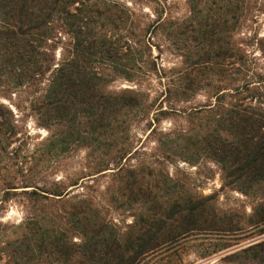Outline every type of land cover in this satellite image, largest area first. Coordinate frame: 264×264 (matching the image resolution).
<instances>
[{"label":"rangeland","instance_id":"1","mask_svg":"<svg viewBox=\"0 0 264 264\" xmlns=\"http://www.w3.org/2000/svg\"><path fill=\"white\" fill-rule=\"evenodd\" d=\"M89 1L111 7V16L123 19L116 30L115 23L106 20H100L99 28L103 24L114 44L128 47V42L144 61L140 70L100 62L96 68L104 92H134L143 99L145 111L129 114L126 139L112 146L103 137L98 142L73 138L54 144L62 140L63 128L35 107L46 86L42 83L40 91L0 86L6 117L0 119V264H70L50 254H37L24 263L14 254L40 227L48 228L52 240L57 235L55 241L82 245L83 237L72 228L68 214L70 206L83 199L92 201L121 237L137 231L145 207L114 201L117 172H154L163 181L179 182L193 197L213 196L218 212L233 222L229 233H191L141 264H243L224 257L264 239L258 236L264 225L254 226L264 189L245 195L227 179L230 171L222 164L205 156L194 159L190 153L171 154L166 141L191 130L189 114L199 111L198 118H203L223 103L255 108L264 117V100L253 98L264 96V0ZM53 36L56 46L48 54L56 58L55 70L71 58L74 41L61 27ZM188 75L197 77V83L194 95L184 99L177 87ZM49 79L48 74L44 84ZM247 83L251 85L246 89ZM223 245L231 248L215 254Z\"/></svg>","mask_w":264,"mask_h":264},{"label":"trees","instance_id":"2","mask_svg":"<svg viewBox=\"0 0 264 264\" xmlns=\"http://www.w3.org/2000/svg\"><path fill=\"white\" fill-rule=\"evenodd\" d=\"M97 4L89 0H0V86L6 84L3 87L13 89L28 86L39 91L42 83L46 86L36 98L35 107L63 128L62 140L54 144H66L73 138L98 142L103 137L112 146L126 139L124 125L129 114L145 111L143 99L134 92L121 95L104 92V81L96 68L100 62L112 61L116 67L140 70L144 61L128 42V47L119 45L120 42L114 44L105 34V28L102 30L103 24L99 28L100 20H106L109 24L114 22L113 30H116L123 19L111 16V7L101 8ZM57 27L73 35L74 52L53 70L56 58L48 52L56 46L52 42ZM233 57L231 54L230 58ZM48 74L50 79L44 84ZM196 83L197 77L188 75L179 80L177 92L189 99L194 95ZM250 85L247 83L246 89ZM253 98L257 102L264 100L259 93ZM217 101L222 102L219 97ZM209 110L203 118H198L199 111L190 112L191 130L167 140L169 152L215 160L230 171L226 173L227 179L240 186L245 195L264 189L262 113L237 102L223 103ZM3 111L0 107V119L6 118ZM3 126L0 122V130ZM185 159L189 158L185 156ZM114 177V201L127 207L137 203L145 207V213L139 216L141 226L137 231L131 230L121 237L103 220L97 206L83 199L74 202L68 214L72 228L83 237L82 245L60 243L55 241L57 235L52 240L48 228L40 227L23 241L14 256L24 263L37 254H50L64 257L70 264H141L151 253L191 233L231 232L233 222L228 215L218 212L213 196L193 197L183 191L179 182L163 181L154 172H117ZM254 215V226L264 225V200ZM263 235L264 228L258 236ZM229 248V245L219 246L214 253ZM224 260L264 264V239L225 256Z\"/></svg>","mask_w":264,"mask_h":264}]
</instances>
